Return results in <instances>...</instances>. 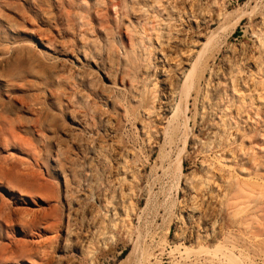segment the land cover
<instances>
[{"label": "rangeland", "instance_id": "1", "mask_svg": "<svg viewBox=\"0 0 264 264\" xmlns=\"http://www.w3.org/2000/svg\"><path fill=\"white\" fill-rule=\"evenodd\" d=\"M189 2L0 0V264H264V0Z\"/></svg>", "mask_w": 264, "mask_h": 264}, {"label": "bare ground", "instance_id": "2", "mask_svg": "<svg viewBox=\"0 0 264 264\" xmlns=\"http://www.w3.org/2000/svg\"><path fill=\"white\" fill-rule=\"evenodd\" d=\"M190 2H191V0H190ZM189 2V3H190ZM201 23V22H200ZM183 24V23H182ZM185 27V26H184ZM188 28V31H189V33L191 34V28L190 27H187ZM189 34V35H190ZM189 35H188V37H189ZM186 36V35H185ZM187 37V36H186ZM187 37V38H188ZM177 38V37H176ZM190 38H191V40L190 41H187V44H189V46H186V47H184V46H175V45H172V47H176L175 48V50H174V56L173 57H175L176 58V63H173V62H169V60H168V58H166V50H170V49H172V48H168V49H165V47H164V43L162 42V41H156L157 42V44H158V47L160 48V50L163 52V58H164V63H162L161 65H160V67H159V69L158 70H156V74H159V76H160V80L159 81H161V84H162V88L164 89V91H165V93H164V95L162 96V98H161V100H160V102H159V107H169L170 106V99H171V97H172V93H173V89H172V86H173V82L175 81V80H177V78L179 77V76H181V75H188V73H186V66H189L190 65V63H191V61H192V59H193V57H194V47L195 46H197L198 44H197V42H196V40L195 39H192V36H190ZM181 39H183V37L181 38ZM203 43V42H202ZM177 45V44H176ZM202 45V44H201ZM173 48V49H174ZM197 58V57H196ZM194 61V60H193ZM193 61H192V63H193ZM190 71V70H189ZM105 77L109 80V77L108 76H106L105 75ZM109 82H111L110 80H109ZM105 84V83H104ZM107 85V84H106ZM108 85H110V84H108ZM155 113H157V112H155ZM156 116V115H155ZM72 126V125H71ZM77 126V125H76ZM74 128V127H73ZM116 150V149H115ZM26 166V165H25ZM24 166V167H25ZM26 168V167H25ZM132 168V167H131ZM4 171V170H3ZM6 172V171H5ZM209 190V189H208ZM200 193V192H199ZM6 194V193H5ZM202 194V193H201ZM200 194V195H201ZM97 197V196H96ZM27 201V200H26ZM29 202V201H28ZM95 202H97V201H95ZM191 205V204H190ZM190 205H188V208H189V206ZM22 206H24V205H22ZM194 206V205H193ZM11 207H12V204H11ZM24 207H26V206H24ZM86 207V206H85ZM98 207V206H97ZM16 208H17V206H16ZM30 208H32V207H30ZM196 208H197V206H196ZM196 208H195V210H196ZM93 209V208H92ZM198 209H199V207H198ZM195 210H193V211H195ZM77 211V210H76ZM75 211V212H76ZM95 211V210H94ZM190 211H192V209H190ZM198 211V210H197ZM197 211H195V212H197ZM30 212V211H29ZM194 212V214H196ZM199 212V211H198ZM102 213H103V211H102ZM26 214H27V211H26ZM30 214H32V213H30ZM24 215V214H23ZM200 215V214H199ZM35 216V215H34ZM29 217V216H28ZM28 217H26L25 216V218H28ZM190 217H188V219H189ZM96 221V220H95ZM194 222V221H193ZM86 223V222H85ZM210 224H212V223H210ZM212 226V225H211ZM90 227V226H89ZM59 229V228H58ZM57 229V230H58ZM211 230L213 229V227H211L210 228ZM57 232H59V231H57ZM213 232H214V230H213ZM38 235L37 236H41L42 234L40 233V231H38V232H36ZM53 233V232H52ZM65 233V232H64ZM54 234V233H53ZM52 234V235H53ZM34 238V237H33ZM38 238V237H37ZM5 240V239H4ZM31 241V240H30ZM35 241V240H34ZM32 242H33V240H32ZM36 242H38V241H36ZM82 244V243H81ZM228 250V249H227ZM229 251V250H228ZM229 252H232V250L231 251H229ZM240 252H238V254H239ZM232 254V253H231ZM230 254V255H231ZM233 256H235V254H232ZM231 255V256H232ZM235 257H238V256H235ZM234 257V258H235ZM66 259V258H65ZM236 259V258H235ZM237 260V259H236ZM252 262V261H251ZM26 264V263H25ZM52 264V263H51ZM243 264V263H242Z\"/></svg>", "mask_w": 264, "mask_h": 264}]
</instances>
